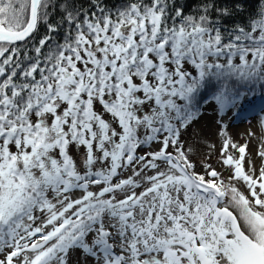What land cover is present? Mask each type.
<instances>
[{"label":"snow or ice","instance_id":"6c2138e0","mask_svg":"<svg viewBox=\"0 0 264 264\" xmlns=\"http://www.w3.org/2000/svg\"><path fill=\"white\" fill-rule=\"evenodd\" d=\"M257 93L264 0H0V264H264Z\"/></svg>","mask_w":264,"mask_h":264},{"label":"rangeland","instance_id":"374dc122","mask_svg":"<svg viewBox=\"0 0 264 264\" xmlns=\"http://www.w3.org/2000/svg\"><path fill=\"white\" fill-rule=\"evenodd\" d=\"M261 115H264V113L259 114V111L253 113L252 115H248L246 119H240L236 117L233 113H228L227 116L224 117L225 122L229 124L228 132L232 136L233 140L239 144H243L245 142L246 133L249 131V129L255 131L256 127L258 125V120ZM237 120V122H235ZM237 123V124H235ZM216 125L213 123V117L212 116H207L204 120L201 121L200 125L198 126L199 130H203L204 136L207 137V140L201 139L199 140V143L201 145L207 143V142H216V153L215 155L211 158L209 162L213 164L214 167H217V170L220 171L221 168L217 164L216 158L219 156V148L220 144L218 141V138L214 135L216 131ZM253 154L255 153V148L251 149ZM194 160L197 158L194 156ZM261 161L256 158V166L257 168L260 166ZM247 167V164L245 165ZM197 170L199 171V164L197 167ZM224 175L227 176L228 173L224 172Z\"/></svg>","mask_w":264,"mask_h":264},{"label":"trees","instance_id":"16d2710c","mask_svg":"<svg viewBox=\"0 0 264 264\" xmlns=\"http://www.w3.org/2000/svg\"><path fill=\"white\" fill-rule=\"evenodd\" d=\"M255 6V0H249V9ZM264 105V95L259 93L252 95L249 99L243 104L242 108L233 113L236 117L240 119H246L248 115L259 111V114H262L260 109Z\"/></svg>","mask_w":264,"mask_h":264},{"label":"bare ground","instance_id":"6f19581e","mask_svg":"<svg viewBox=\"0 0 264 264\" xmlns=\"http://www.w3.org/2000/svg\"><path fill=\"white\" fill-rule=\"evenodd\" d=\"M235 122H237V120ZM235 124H237V123H235Z\"/></svg>","mask_w":264,"mask_h":264}]
</instances>
